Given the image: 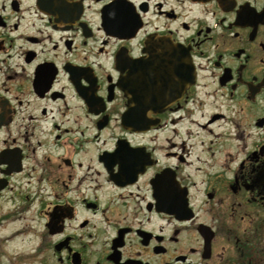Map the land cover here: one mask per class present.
Returning a JSON list of instances; mask_svg holds the SVG:
<instances>
[{
    "label": "flooded vegetation",
    "instance_id": "flooded-vegetation-1",
    "mask_svg": "<svg viewBox=\"0 0 264 264\" xmlns=\"http://www.w3.org/2000/svg\"><path fill=\"white\" fill-rule=\"evenodd\" d=\"M9 218L27 264H264V0H0Z\"/></svg>",
    "mask_w": 264,
    "mask_h": 264
},
{
    "label": "rangeland",
    "instance_id": "rangeland-1",
    "mask_svg": "<svg viewBox=\"0 0 264 264\" xmlns=\"http://www.w3.org/2000/svg\"><path fill=\"white\" fill-rule=\"evenodd\" d=\"M16 226L13 218L0 222V264H27L26 257L31 254L32 240L22 235L18 239H9ZM16 249H19L18 256Z\"/></svg>",
    "mask_w": 264,
    "mask_h": 264
}]
</instances>
